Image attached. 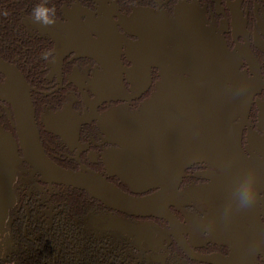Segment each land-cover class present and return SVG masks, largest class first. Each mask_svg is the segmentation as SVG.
<instances>
[{
    "label": "flooded vegetation",
    "instance_id": "1",
    "mask_svg": "<svg viewBox=\"0 0 264 264\" xmlns=\"http://www.w3.org/2000/svg\"><path fill=\"white\" fill-rule=\"evenodd\" d=\"M41 3L56 9L50 27L31 18ZM0 9L9 12L0 60L29 87L49 160L135 197L158 194L176 221L126 216L81 196L99 228L120 234L146 264H264V0H0ZM206 78L222 87L202 103L207 119L198 104L159 95L167 84L204 90ZM13 120L0 102V128L17 142ZM218 131L236 143L234 155ZM0 187L11 207L0 231L5 263L17 247L13 214L37 194L52 203L59 188L67 198L72 189L49 186L25 163L8 168ZM246 188L257 193L247 207Z\"/></svg>",
    "mask_w": 264,
    "mask_h": 264
},
{
    "label": "water",
    "instance_id": "2",
    "mask_svg": "<svg viewBox=\"0 0 264 264\" xmlns=\"http://www.w3.org/2000/svg\"><path fill=\"white\" fill-rule=\"evenodd\" d=\"M0 74H3L7 79L6 82L0 83V102L6 103L11 107L14 118L13 126L16 128L18 135V140L16 142L9 133L4 132V130L0 128V177L6 176V170L8 168H14L17 163H25L34 174L38 175L39 178L49 186H65L83 191L109 211L132 217L161 218L169 221L173 226L176 225L175 218L168 211L169 204L162 201L158 197V194L141 198L135 197L123 192L113 184L107 182L104 178L92 174L67 170L50 161L44 153L35 124L29 87L15 67L1 60ZM212 82L214 81L206 78V83L209 84V86L204 90L193 88L191 84H182L180 89H177L176 84H174L172 88L167 84L161 89L159 95L164 99L167 96H171L172 98L177 97L176 102L178 97H181V99L189 105L198 104L205 109V118L207 119L209 118L211 110L202 103H212L211 97L222 94V87L212 86ZM211 87L216 88V91H218L217 94L210 90ZM188 95L193 97L188 98ZM221 107L223 108L222 105ZM217 108L215 107L213 109L216 111V114H218ZM216 119L211 118V120H215L218 124L219 129L220 122L223 118L221 117L220 119L219 115H217ZM218 132L222 141V147L234 155L233 153L237 151L236 143H232L230 147L220 131ZM218 139L219 135L216 134L217 143ZM18 148L21 151V157L19 156ZM242 155L240 158L249 162L243 153ZM227 159L233 160L231 157ZM6 191L7 187H4V191H2L0 187V231L3 229L4 221L7 218L8 209L11 208L10 204L4 203ZM8 202L10 203L11 199H9ZM181 240L185 246V249L182 247L185 253L189 257L196 259L197 257L186 247L182 237ZM198 260L207 262L209 258L198 257Z\"/></svg>",
    "mask_w": 264,
    "mask_h": 264
},
{
    "label": "trees",
    "instance_id": "3",
    "mask_svg": "<svg viewBox=\"0 0 264 264\" xmlns=\"http://www.w3.org/2000/svg\"><path fill=\"white\" fill-rule=\"evenodd\" d=\"M59 189L52 203L48 196L37 194L34 206L25 202L24 208L13 214L11 231L17 247L8 251L9 260L0 264L148 263L120 234L98 227L92 206L81 204V196L92 199L87 193L72 189L67 198L62 194L66 190Z\"/></svg>",
    "mask_w": 264,
    "mask_h": 264
},
{
    "label": "clouds",
    "instance_id": "4",
    "mask_svg": "<svg viewBox=\"0 0 264 264\" xmlns=\"http://www.w3.org/2000/svg\"><path fill=\"white\" fill-rule=\"evenodd\" d=\"M2 15L7 16L8 12L5 11L2 13ZM31 18L34 20V22L41 23L43 26L50 27L56 23V9L55 7H48L45 6V4H37L33 9L31 13ZM45 59H50V53L44 52ZM256 192L253 191L251 188H246L245 192L243 193V200H244V206H250L255 202L256 199Z\"/></svg>",
    "mask_w": 264,
    "mask_h": 264
},
{
    "label": "rangeland",
    "instance_id": "5",
    "mask_svg": "<svg viewBox=\"0 0 264 264\" xmlns=\"http://www.w3.org/2000/svg\"><path fill=\"white\" fill-rule=\"evenodd\" d=\"M3 203V202H2ZM4 203H5V201H4Z\"/></svg>",
    "mask_w": 264,
    "mask_h": 264
}]
</instances>
